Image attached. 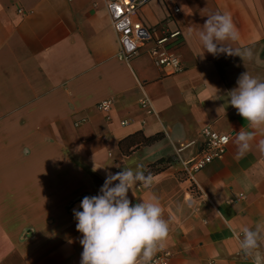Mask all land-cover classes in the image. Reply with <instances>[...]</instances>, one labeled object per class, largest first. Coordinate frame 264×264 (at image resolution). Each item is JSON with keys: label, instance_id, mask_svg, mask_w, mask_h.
I'll use <instances>...</instances> for the list:
<instances>
[{"label": "crops", "instance_id": "1", "mask_svg": "<svg viewBox=\"0 0 264 264\" xmlns=\"http://www.w3.org/2000/svg\"><path fill=\"white\" fill-rule=\"evenodd\" d=\"M104 2L0 0V264H80L73 210L109 173L137 166L153 183L128 198L159 199L166 264H264V242L249 257L238 239L245 223L264 225V154L255 147L264 130L238 157L235 134L252 129L228 103L242 73L264 80V0H146L138 17L154 37L182 29V69L172 74L145 54L118 59ZM215 12L230 14L233 46L251 48L252 59L200 56L195 30ZM106 99L108 113L97 107ZM206 126L230 139L191 179L182 163Z\"/></svg>", "mask_w": 264, "mask_h": 264}, {"label": "clouds", "instance_id": "2", "mask_svg": "<svg viewBox=\"0 0 264 264\" xmlns=\"http://www.w3.org/2000/svg\"><path fill=\"white\" fill-rule=\"evenodd\" d=\"M195 36L202 49L201 57L204 52L213 56L235 55L242 60L253 57L251 48L241 50L233 46L240 36L228 13L207 15L205 23L195 30ZM228 103L252 129L235 134L238 157H243L253 149L256 130H264V80L247 71L242 73L237 87L228 93ZM255 147L264 154V139ZM97 169L94 164L93 171ZM152 183L151 173L145 174L142 167L127 168L116 174L109 173L98 195L82 199V211L73 210L76 229L82 233L80 264H150L164 247L170 233L169 223L164 219V209L157 197L153 195L133 205L128 192L139 185L149 188ZM241 234L239 248L252 257L264 242V225L245 223ZM254 259L255 264H261L259 257Z\"/></svg>", "mask_w": 264, "mask_h": 264}, {"label": "built area", "instance_id": "3", "mask_svg": "<svg viewBox=\"0 0 264 264\" xmlns=\"http://www.w3.org/2000/svg\"><path fill=\"white\" fill-rule=\"evenodd\" d=\"M145 2L146 0H105L110 23L118 39L117 57L119 60L129 62L145 54L156 67L165 69L170 74L177 73L182 69L180 57L177 54V47L182 39V29L177 27L163 32L160 37H154L152 29L138 17L140 7ZM178 12V7H174L173 13ZM111 102V99L103 100L97 107L104 113H108ZM140 103L151 111L146 96ZM106 117L109 118V115L106 114ZM200 138L201 146L198 153L182 163L186 176L191 179L196 172L225 154L230 134L218 132L206 126L201 129ZM169 256L168 251H160L156 253L150 264H166Z\"/></svg>", "mask_w": 264, "mask_h": 264}]
</instances>
